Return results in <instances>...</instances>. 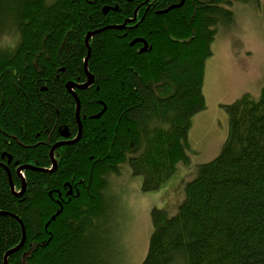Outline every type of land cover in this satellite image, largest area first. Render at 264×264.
Wrapping results in <instances>:
<instances>
[{
	"label": "trees",
	"instance_id": "trees-1",
	"mask_svg": "<svg viewBox=\"0 0 264 264\" xmlns=\"http://www.w3.org/2000/svg\"><path fill=\"white\" fill-rule=\"evenodd\" d=\"M235 1L250 0H0V164L14 186L0 167V264L18 220L7 264H109V178L126 163L151 192L189 165L205 62ZM86 70L78 138L67 85ZM259 95L222 105L219 155L197 166L176 214L151 210L142 264H264V81Z\"/></svg>",
	"mask_w": 264,
	"mask_h": 264
},
{
	"label": "rangeland",
	"instance_id": "rangeland-1",
	"mask_svg": "<svg viewBox=\"0 0 264 264\" xmlns=\"http://www.w3.org/2000/svg\"><path fill=\"white\" fill-rule=\"evenodd\" d=\"M229 8L234 22L218 27L212 56L205 62L206 109L191 119L186 151L189 165L176 164L173 175L151 192L142 191V178L133 175L126 163L120 165L118 175L109 178L104 194L112 225L110 231L103 230L109 264H142L152 234L151 210L176 214L183 201V186L195 177L197 166L219 155L228 132L222 105L244 94L260 96L264 81V0L235 1Z\"/></svg>",
	"mask_w": 264,
	"mask_h": 264
},
{
	"label": "water",
	"instance_id": "water-1",
	"mask_svg": "<svg viewBox=\"0 0 264 264\" xmlns=\"http://www.w3.org/2000/svg\"><path fill=\"white\" fill-rule=\"evenodd\" d=\"M104 12H106L105 10H104ZM112 28H119V27H115V26H113ZM119 29H121V27L119 28ZM91 36V34H89V36H87V38L85 39V44L87 45V39L89 38ZM136 41H142V40H140V39H136ZM135 41V42H136ZM143 42V41H142ZM144 43V42H143ZM145 44V43H144ZM144 47H146V44H145V46ZM144 50H145V48H144ZM84 67H86V65L84 64ZM86 76H87V81L84 83V84H82V85H80V86H78V85H75V84H73V83H69L68 85H67V89H68V91L69 92H72V94H73V96H74V98H75V103H76V117H77V119H76V121H77V124L79 125V132H78V134H77V136H78V138L80 137L79 135H80V132H81V125H80V121H79V114H78V111H79V105H80V103L78 102V99H77V96H76V94H75V92L73 91V87L74 88H77V89H85V88H88L92 83H93V79H92V76L88 73V71L86 70ZM63 144H65L63 141L62 142H59V143H56L55 145H53L51 148H52V150H51V152H50V160H52V165H53V167L55 166V161H54V159H52V155H53V151L57 148V147H60V146H63ZM0 166H2L1 164H0ZM20 169H29V167H27V166H22L21 168H19L17 171L19 172V170ZM5 171L7 172V170L5 169ZM8 177H9V184H10V188H11V191L13 192V184L11 183V176H10V173H8ZM24 183L22 182V187H24ZM60 213V211H56V213H54V216H52L51 217V221H54L55 220V217L58 215ZM19 221V224L21 225V228H23V226H22V224H21V221L20 220H18ZM24 228H23V232H22V241H21V243L18 245V246H16V247H14V248H12L9 252H7L6 254H5V256H4V259H3V262H5V264H7V262H6V258H7V256L9 255V254H11L12 252H14V251H16L18 248H20L21 246H22V243H23V241H24Z\"/></svg>",
	"mask_w": 264,
	"mask_h": 264
},
{
	"label": "flooded vegetation",
	"instance_id": "flooded-vegetation-1",
	"mask_svg": "<svg viewBox=\"0 0 264 264\" xmlns=\"http://www.w3.org/2000/svg\"><path fill=\"white\" fill-rule=\"evenodd\" d=\"M52 157H53V159H54V153H53ZM9 158H10V157H8V160H9ZM54 160H55V159H54ZM55 162H56V160H55ZM1 165H2V164H1ZM0 167H2V168L4 169V171H5V169L7 170V168H6L5 166H3V165H2V166H0ZM21 167H22V166H20L19 168H21ZM19 168H18V169H19ZM18 169H17V170H18ZM23 170H24V169H20V170H19V172H18V171H16V172H17V174H18V175H20V177H21V173L23 174V172H22ZM6 173H10V172H9V171H7ZM10 175H11V174H10ZM22 182L24 183V181H23V180L21 181V183H22ZM21 185H22V184H21ZM69 192H70V191H69Z\"/></svg>",
	"mask_w": 264,
	"mask_h": 264
},
{
	"label": "bare ground",
	"instance_id": "bare-ground-1",
	"mask_svg": "<svg viewBox=\"0 0 264 264\" xmlns=\"http://www.w3.org/2000/svg\"><path fill=\"white\" fill-rule=\"evenodd\" d=\"M183 3V0H181V2L179 3V5L178 6H176V7H180V5ZM130 44H133V41L130 43ZM79 132V131H78ZM81 133V132H80ZM78 139V138H77ZM52 147V146H51ZM51 162H52V160H51ZM8 180H9V177H8ZM22 232H23V228H22ZM24 234H25V230H24ZM22 239V238H21ZM22 241V240H21ZM21 243V242H20Z\"/></svg>",
	"mask_w": 264,
	"mask_h": 264
}]
</instances>
